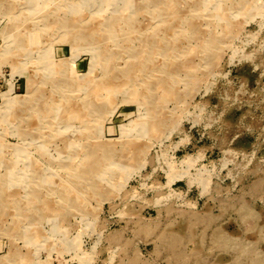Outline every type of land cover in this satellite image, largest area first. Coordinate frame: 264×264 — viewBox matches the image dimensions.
<instances>
[{
    "label": "rangeland",
    "instance_id": "obj_1",
    "mask_svg": "<svg viewBox=\"0 0 264 264\" xmlns=\"http://www.w3.org/2000/svg\"><path fill=\"white\" fill-rule=\"evenodd\" d=\"M0 264H264V0H0Z\"/></svg>",
    "mask_w": 264,
    "mask_h": 264
},
{
    "label": "bare ground",
    "instance_id": "obj_2",
    "mask_svg": "<svg viewBox=\"0 0 264 264\" xmlns=\"http://www.w3.org/2000/svg\"><path fill=\"white\" fill-rule=\"evenodd\" d=\"M100 1H101V0H100ZM102 1H103V0H102ZM149 1H150V0H149ZM158 1H159V0H158ZM129 2H130V1H129ZM164 2H165V1H164ZM154 3H155V1H154ZM27 4H28V3H27ZM36 5H37V4H36ZM154 6H155V5H154ZM34 7H35V6H34ZM43 7H44V6H43ZM164 7H165V6H164ZM38 8H39V7H38ZM48 8H49V7H48ZM48 8H47V9H48ZM126 8H127V7H126ZM137 8H138V7H137ZM172 8H175V7H172ZM34 9H35V8H34ZM155 9H156V7H155ZM122 10H124V8H122ZM167 10H168V9H167ZM169 10H170V9H169ZM182 10H183V9H182ZM125 11H126V10H125ZM141 11H142V10H141ZM179 11H180V10H179ZM122 12H123V11H122ZM122 12H121V13H122ZM168 12H169V11H168ZM166 13H167V12H165V16H166ZM183 13H184V12H183ZM39 14H40V13H39ZM137 14H138V13H137ZM167 14H168V13H167ZM178 14H179V13H178ZM160 16H161V15H160ZM171 16H172V15H171ZM121 17H122V16H121ZM126 17H127V16H126ZM163 17H164V16H163ZM166 17H167V16H166ZM70 19H71V18H70ZM134 19H135V18H134ZM168 19H169V18H168ZM70 23H71V22H70ZM120 23H121V22H120ZM135 23H136V22H135ZM53 24H54V23H53ZM162 25H164V24H162ZM69 26H70V25H69ZM114 27H115V26H114ZM114 27H111V28H109V29H112V30L115 32ZM155 28H156V27H155ZM161 28H162V27H161ZM172 29H173V28H172ZM112 30H110V31H112ZM160 30H161V29H160ZM166 30H167V29H166ZM142 31H143V30H142ZM146 31H147V30H146ZM170 31H171V30H170ZM101 32H102V31H101ZM131 32H132V30H131ZM98 33H99V32H98ZM104 33H105V32H104ZM108 33H109V32H108ZM123 33H124V32H123ZM123 33H122V34H123ZM143 33H144V32H143ZM148 33H149V32H148ZM155 33H156V32H155ZM167 33H168V32H167ZM100 34H101V33H100ZM135 34H138V33H135ZM107 35H108V34H107ZM119 35H120V34H119ZM126 35H128L127 32H126ZM131 35H132V34H131ZM101 36H102V35H101ZM151 36H152V35H151ZM129 38H130V37H129ZM27 39H28V38H27ZM34 39H35V38H34ZM34 39H33V40H34ZM97 39H98V38H97ZM99 39H100V38H99ZM127 39H128V38H127ZM145 39H146V38H145ZM153 39H154V38H153ZM29 40H30V39H29ZM100 41H101V40H100ZM100 41H99V42H100ZM128 41H129V40H128ZM152 41H153V40H152ZM149 42H150V41H149ZM153 42H154V41H153ZM100 44H101V43H100ZM95 45H96V44H95ZM144 45H145V44H144ZM97 48H98V47H97ZM99 48H100V47H99ZM152 48H153V47H152ZM102 49H103V48H102ZM165 49H166V48H165ZM99 50H100V49H99ZM144 50H145V49H144ZM152 50H153V49H152ZM100 52H101V51H100ZM149 52H150V51H149ZM103 53H104V52H103ZM53 63H55V62H53ZM129 65H130V64H129ZM135 65H136V64H135ZM54 66H55V65H54ZM137 66H138V65H137ZM107 68H108V67H107ZM111 68H112V67H111ZM154 70H155V69H154ZM128 71H129V70H128ZM157 71H158V70H157ZM60 72H61V71H60ZM55 74H56V73H55ZM125 75H126V74H125ZM128 75H129V74H128ZM54 76H56V75H54ZM160 80H161V79H160ZM162 80H163V79H162ZM70 81H71V80H70ZM70 81H69V82H70ZM161 82H162V81H161ZM96 83H97V81H96ZM103 84H104V83H103ZM89 85H90V84H89ZM89 85H88V86H89ZM96 85H97V84H96ZM104 85H105V84H104ZM79 86H80V85H79ZM86 86H87V85H86ZM94 86H95V85H94ZM96 88H97V87H96ZM87 89H88V88H87ZM97 89H98V88H97ZM156 89H157V88H156ZM98 90H99V89H98ZM90 92H91V91H90ZM169 93H170V92H169ZM95 94H96V93H95ZM93 95H94V94H93ZM149 95H150V94H149ZM166 96H167V95H166ZM139 97H140V96H139ZM15 98H16V97H15ZM87 99H88V98H87ZM164 99H165V98H164ZM18 100H20V99L18 98ZM18 100H17V101H18ZM41 101H42V100H41ZM88 102H89V101H88ZM13 104H15V103H14L13 101L9 100V99L6 101V105H7V107H11V106H13ZM23 104H24V103H23ZM15 105H16V104H15ZM97 105H98V104H97ZM90 106H92V104H90ZM25 107H26V106H25ZM87 108H88V107H87ZM98 108H99V107H98ZM98 108H97V109H98ZM14 112H15V111H14ZM3 114H4V113H3ZM81 114H82V113H81ZM5 117H6V116H5ZM5 117H4V118H5ZM153 121H154V120H153ZM158 123H160V122H158ZM153 128H154V127H153ZM156 128H157V127H156ZM159 129H160V128H159ZM157 131H158V130H157ZM107 147H109V146H107ZM1 149H2V148H1ZM101 149H102V148H101ZM108 150H109V149H108ZM111 151H112V150H111ZM108 152H109V151H108ZM108 152H107V153H108ZM120 154H121V153H120ZM122 154H123V153H122ZM115 155H116V154H115ZM122 156H123V155H122ZM112 159H113V158H112ZM112 159H111V160H112ZM113 161H114V159H113ZM131 161H132V160H131ZM129 162H130V161H129ZM2 193H3V192H2ZM5 194H6V193H5ZM5 201H6V199H5ZM9 203H10V202H9ZM2 205H3V204H2ZM4 205H5V204H4ZM6 205H7V204H6ZM6 205H5V206H6Z\"/></svg>",
    "mask_w": 264,
    "mask_h": 264
}]
</instances>
